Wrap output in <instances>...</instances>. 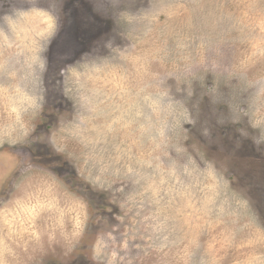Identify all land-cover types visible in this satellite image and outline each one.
<instances>
[{"label": "rangeland", "instance_id": "obj_1", "mask_svg": "<svg viewBox=\"0 0 264 264\" xmlns=\"http://www.w3.org/2000/svg\"><path fill=\"white\" fill-rule=\"evenodd\" d=\"M2 157L0 264H264V0H0Z\"/></svg>", "mask_w": 264, "mask_h": 264}, {"label": "water", "instance_id": "obj_2", "mask_svg": "<svg viewBox=\"0 0 264 264\" xmlns=\"http://www.w3.org/2000/svg\"><path fill=\"white\" fill-rule=\"evenodd\" d=\"M11 156V155H10ZM2 160H4V158L2 157L1 159H0V178L2 179H6L7 178V176H9L10 175V169H9V166L10 165H8V166H5L6 165V163H4V162H2ZM1 163H3V164H1ZM14 166V163H12V166L11 167H13ZM2 179V180H3Z\"/></svg>", "mask_w": 264, "mask_h": 264}, {"label": "snow or ice", "instance_id": "obj_3", "mask_svg": "<svg viewBox=\"0 0 264 264\" xmlns=\"http://www.w3.org/2000/svg\"><path fill=\"white\" fill-rule=\"evenodd\" d=\"M70 54V53H69ZM54 162V161H53Z\"/></svg>", "mask_w": 264, "mask_h": 264}, {"label": "flooded vegetation", "instance_id": "obj_4", "mask_svg": "<svg viewBox=\"0 0 264 264\" xmlns=\"http://www.w3.org/2000/svg\"><path fill=\"white\" fill-rule=\"evenodd\" d=\"M9 154V153H8Z\"/></svg>", "mask_w": 264, "mask_h": 264}]
</instances>
